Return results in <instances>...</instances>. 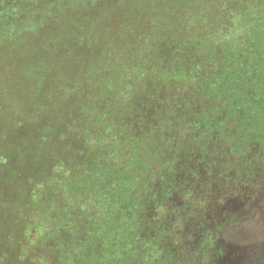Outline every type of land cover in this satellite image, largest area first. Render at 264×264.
Listing matches in <instances>:
<instances>
[{"label": "rangeland", "instance_id": "374dc122", "mask_svg": "<svg viewBox=\"0 0 264 264\" xmlns=\"http://www.w3.org/2000/svg\"><path fill=\"white\" fill-rule=\"evenodd\" d=\"M50 1L72 30L0 34V264H230L264 236V137L230 139L256 129L245 103L264 115V61L160 74L195 60L167 37L182 21L222 54L249 0Z\"/></svg>", "mask_w": 264, "mask_h": 264}, {"label": "trees", "instance_id": "16d2710c", "mask_svg": "<svg viewBox=\"0 0 264 264\" xmlns=\"http://www.w3.org/2000/svg\"><path fill=\"white\" fill-rule=\"evenodd\" d=\"M258 1V3H257ZM50 0H0V34H9V31L12 29H16L18 32L20 30L27 31L28 29L31 30V34L33 35L34 41L36 38H39L42 33H49L53 35V28H61L64 29L66 27H70L69 30H72V26L74 24H70V18L60 14V19L58 17H55L53 15V12L50 13L51 9L48 6L50 3ZM256 4H253L252 1H247L244 6H242V13L245 17V32L240 36H235L231 41H227V47L223 48L221 51H216L215 49L211 48L212 44L209 43V39L213 36L211 35H202V38H200L198 41L199 34L195 35V37H192L190 43L186 40V37L188 36L189 29H192L193 27L195 29H199V26L192 27L191 23H185V21H182L184 23V27L176 30V32L168 33L167 37L171 43H177L180 46H182L186 50V45L191 44V49L193 51L196 50V54H194V62L190 63V67L183 68L182 65L177 69L174 68L172 73H169L167 75H162V79H165V82L168 83L166 79L169 78L171 80L172 78H175L176 75L179 74L180 77L184 78V81L177 84L178 86H190L188 83L189 79L192 75H196L199 73V71L205 70L206 68L199 67L196 62L198 60H204L210 59L208 61H212L213 59L216 62V58L218 60L227 61V64L232 63L233 65H236L237 62H239L242 58L248 60L247 63L249 66H246L239 71L240 75L246 74V72H250L251 66L261 64V61H264V0H255ZM43 5V6H42ZM233 6H236L234 4H230V8L233 9ZM42 10V11H40ZM262 11L261 13L259 11ZM253 13H256L254 15ZM253 14V15H252ZM55 25L60 27H55ZM67 28V30H68ZM196 33H199L196 32ZM192 34V33H190ZM164 40H167L164 38ZM229 40V39H228ZM188 58H190L188 54ZM94 60V59H93ZM185 61H190L185 60ZM202 62V61H201ZM204 63L206 61H203ZM213 62V61H212ZM211 62V64H212ZM213 62V63H215ZM246 63V64H247ZM236 71H233L235 73ZM190 73V74H187ZM233 73L229 72L227 73V82L230 81L233 77ZM222 75V73L220 74ZM261 76L257 75L254 80L264 81V72L261 71ZM156 76V75H155ZM157 77V76H156ZM179 77V78H180ZM176 79V78H175ZM113 80L106 79L105 82L108 84ZM180 81H182L180 79ZM230 89H235V92H239L240 96L235 98L234 100L241 101L242 95L245 94L244 91H246L245 87H238V84L235 83L234 78H232V81H230ZM182 88V87H180ZM178 93V92H177ZM185 95L192 97L189 99H182L183 101L178 102L176 99L175 108L182 106V114L185 112H189L191 109L196 107L197 105V96L194 93H186ZM195 95V96H194ZM182 102V103H181ZM243 102V101H242ZM169 104V103H168ZM246 107L249 106V110L247 109H241L242 116L239 118L240 121L238 122V125H240L243 122H247L246 124H252L255 125L256 129L249 131L248 134L243 135L240 131H237L238 133H234V135L230 136V139L232 142H234L237 145L244 144V138H253L256 139V137H264V130L261 131V129L264 128V126L261 127L262 123H264V115H260L261 112L259 108V104L257 102H252L251 104L245 103ZM167 108V107H166ZM233 105H231L228 112H232ZM160 111V109H159ZM161 111L164 113V109H161ZM248 111V112H247ZM181 114V115H182ZM186 114V113H185ZM107 114L102 115L101 112L97 113V121H102V119ZM243 117V118H242ZM231 119L235 118V116L229 117ZM123 119V118H122ZM121 119V120H122ZM132 119V118H131ZM192 119V118H191ZM243 119V120H242ZM198 120L205 124V127H207V124L201 120L199 117ZM197 120V121H198ZM234 120V119H233ZM103 122V121H102ZM126 124H130L132 121L130 120H124ZM149 129L147 130V135L150 139H155L156 137H161L163 134L162 130L157 128L155 126L156 124L154 122L148 123ZM217 126V125H216ZM218 131H222V126H217ZM244 136V137H243ZM136 138V137H135ZM137 139V138H136ZM247 143L244 145H241L242 147H246ZM125 195L120 196V200H123Z\"/></svg>", "mask_w": 264, "mask_h": 264}, {"label": "flooded vegetation", "instance_id": "af4514ba", "mask_svg": "<svg viewBox=\"0 0 264 264\" xmlns=\"http://www.w3.org/2000/svg\"><path fill=\"white\" fill-rule=\"evenodd\" d=\"M251 243L249 249L235 255L230 264H264V236Z\"/></svg>", "mask_w": 264, "mask_h": 264}]
</instances>
